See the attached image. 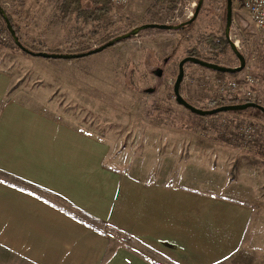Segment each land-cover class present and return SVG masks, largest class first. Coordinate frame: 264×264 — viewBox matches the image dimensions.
<instances>
[{
  "label": "rangeland",
  "instance_id": "obj_1",
  "mask_svg": "<svg viewBox=\"0 0 264 264\" xmlns=\"http://www.w3.org/2000/svg\"><path fill=\"white\" fill-rule=\"evenodd\" d=\"M152 2L128 0L124 5H111L110 14L100 21L85 16L91 7L89 0H77L76 4L69 0H0V5L11 16L21 43L44 51L77 53L104 43L105 35L112 38L148 23L146 9ZM197 2L181 0L165 23L186 21ZM225 7L226 0H202L185 34L144 29L131 39L76 59H47L13 47L5 24H1L0 70L12 78L8 98L108 145L102 164L115 165L118 170L123 153L129 168L136 164V157L160 152L162 157H170L168 165L174 168L176 177L194 149L234 153L230 180L236 179L240 167L254 168L253 175L238 174L237 184L253 188L258 183L257 193L262 197L258 200L261 214L257 220L262 215L264 218V115L254 109L224 112L217 114L221 120L213 124L210 115L198 116L177 104L172 92L178 63L193 49L211 62L238 65L228 43L223 47L224 53H216L206 39L209 34L218 37L224 33ZM229 35L246 61V70L239 72L248 71L256 78L255 87L260 86L261 92L255 87L254 90L264 105V44L240 0H232ZM239 72L226 73L224 77L236 78ZM217 79L214 71L186 63L180 93L199 106L216 98ZM241 125L251 135L244 146ZM192 168L199 175H206L203 167ZM57 204L76 213L60 199ZM100 229L155 264H176L125 234L130 237L126 240L122 232L108 226ZM220 264L240 263L233 258Z\"/></svg>",
  "mask_w": 264,
  "mask_h": 264
},
{
  "label": "crops",
  "instance_id": "obj_2",
  "mask_svg": "<svg viewBox=\"0 0 264 264\" xmlns=\"http://www.w3.org/2000/svg\"><path fill=\"white\" fill-rule=\"evenodd\" d=\"M11 80L0 70V264H155L59 199L176 264H264L258 183L237 184L256 171L230 180L234 153L194 149L177 177L160 152L106 167L108 145L9 99Z\"/></svg>",
  "mask_w": 264,
  "mask_h": 264
},
{
  "label": "water",
  "instance_id": "obj_3",
  "mask_svg": "<svg viewBox=\"0 0 264 264\" xmlns=\"http://www.w3.org/2000/svg\"><path fill=\"white\" fill-rule=\"evenodd\" d=\"M201 1L202 0H198L196 7L194 9V12L192 13V16L184 22H181L178 24L158 23V22L143 23L139 26L133 27L128 32L112 37L111 39L105 41L104 43L98 45L97 47L88 49L86 51L77 52V53L31 51L30 49L25 47L20 42L10 20L8 19L7 13L1 7H0V16L3 19L6 30L11 36L14 44L22 51L28 54H31L33 56H39V57H43L47 59H76V58H81V57H85V56L98 53L106 49L107 47H110L116 43L127 40L137 35L141 30H144V29L177 30L182 26L188 25L192 23L193 20L196 18ZM231 21H232V0H226L224 35H225V39L227 40L231 51L234 53L235 57L237 58L239 62L237 66H226L223 64H218V63L211 62V61L202 59L200 57L191 56V55L183 57L178 63V72H177V75L172 85V92L174 95V99L177 104L183 106L185 109H187L188 111H190L191 113L195 115L203 117V116H209V115H213L217 113H224V112H240V111H245L247 109L257 110L264 115V105L260 103L245 101V102H240V103L222 104V105H218L212 108H202V107L196 106L188 102L180 93V85L184 77V66L186 63H192V64L198 65L200 67L206 68L214 72L229 73V74L238 73L245 67L246 61H245L244 56L242 55V53H240V51L236 48V45L230 39L229 33H230ZM158 73L160 72L158 71Z\"/></svg>",
  "mask_w": 264,
  "mask_h": 264
},
{
  "label": "trees",
  "instance_id": "obj_4",
  "mask_svg": "<svg viewBox=\"0 0 264 264\" xmlns=\"http://www.w3.org/2000/svg\"><path fill=\"white\" fill-rule=\"evenodd\" d=\"M180 1L181 0H153L151 5L148 6L146 9L147 16L150 19L149 22L165 23L172 16L173 10L176 8V6L179 4ZM69 2L70 3L73 2L74 4H76L77 0H69ZM89 2L91 3L90 4L91 7H90V9L87 10L86 15H85L88 19L92 18L94 20L100 21L102 18L107 17L110 14L111 4L107 0H89ZM0 7L3 8L1 5H0ZM7 16H8V19L10 20V22L13 26L11 16L9 14H7ZM0 21H1L0 25L1 24L3 25L4 22H3V19L1 18V16H0ZM189 25L190 24L182 26L179 29H177V31L185 34L186 31L188 30ZM15 33H16V31H15ZM16 35H17L18 39L21 40V37L17 33H16ZM8 38L10 40L11 46L16 47L9 34H8ZM103 38H104V41H106V40L110 39L111 37L108 35H105ZM129 39H131V38H129ZM206 39H207V42L209 43V45H211V47L213 46V52L215 50L216 53H224L223 47L224 46L226 47L227 43H228L227 40L225 39L224 33L222 34V36H218V37L217 36L214 37V35L209 34ZM22 44L25 47H27L28 49H30L31 51H44L43 49H38V48H35L32 46H29L27 44H24V42H22ZM46 51L47 52H60V53H62L61 50H46ZM210 54H212V53H210ZM188 55L200 57L202 59L211 61V59H209L207 57H203V56L198 55L196 52H194V49L192 51L188 52ZM215 63H218V62H215ZM215 74H216L218 79H222V78H224V75L226 73L215 72ZM234 74H236V73H234ZM234 74H229V75H234ZM231 103H237V101L236 100L217 101L216 99H208L206 103L198 104V105H199V107H202V108H212V107H215L218 105L231 104ZM241 112H244V111L232 112V113H241ZM73 215L80 222L90 226L91 228H93L97 231H102L100 229L104 226V224L102 222L90 218L89 216L82 213L81 211H76V213H74ZM117 232H119V231H117ZM127 236H125V234H124V237L126 238V240L130 238Z\"/></svg>",
  "mask_w": 264,
  "mask_h": 264
},
{
  "label": "built area",
  "instance_id": "obj_5",
  "mask_svg": "<svg viewBox=\"0 0 264 264\" xmlns=\"http://www.w3.org/2000/svg\"><path fill=\"white\" fill-rule=\"evenodd\" d=\"M107 1L113 6L124 5L128 2V0H107ZM240 2L243 8L246 10L251 22L253 23L257 31L258 39L264 44V0H240ZM0 36L1 37L3 36L1 32H0ZM245 67L243 68L244 70H246ZM239 74L240 75L236 78L224 77L222 79H217L215 85L216 98L214 99H217V101L236 100L239 103L245 101L259 103L257 92L254 90V87L257 83L256 78L253 77V75L248 71L239 72ZM217 114L219 115V113ZM217 114L210 115L211 123L215 124L217 123V120H221L220 116H218ZM239 129H241V132L245 134L241 136L243 146L247 145L251 139L250 131L249 129H247L245 125H241Z\"/></svg>",
  "mask_w": 264,
  "mask_h": 264
}]
</instances>
